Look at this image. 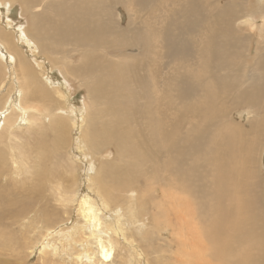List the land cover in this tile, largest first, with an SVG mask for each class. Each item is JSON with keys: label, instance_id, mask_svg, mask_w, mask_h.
<instances>
[{"label": "bare ground", "instance_id": "bare-ground-1", "mask_svg": "<svg viewBox=\"0 0 264 264\" xmlns=\"http://www.w3.org/2000/svg\"><path fill=\"white\" fill-rule=\"evenodd\" d=\"M20 1L26 13L32 14L33 20L27 18L26 22L27 20L29 22L24 27L22 20L15 18L17 20L15 24L19 25L16 27H20L19 35L16 34V36L5 30V24L4 27L0 26V44L8 50L10 58V61L6 63L0 60V84L7 80L6 70L9 69L11 74L15 72L14 74L17 75L15 80L18 81L20 88L22 87L21 91L15 87L13 93L0 95V134L2 136L0 142L7 140L8 135L20 139L21 136L17 133H21L19 130L22 128L19 126L23 125L21 123L25 119L27 124L35 123L38 128L36 135L39 140L34 136H32L34 140L28 136L30 141L23 138L27 143L29 142V147L28 144L24 145L31 149L30 155H34L36 168L32 167L37 170L36 172L44 167V163L49 164L48 162H51L50 160L58 152L67 150L69 146L75 145V142L77 146L85 150L84 155L80 157L82 161L83 157L87 159L88 154L96 156L97 170L94 161L88 159V162L90 171L94 172L90 176L91 181L95 183V190L100 196L98 205L105 207L108 211L109 208L114 209V215L118 219L129 216L127 221L130 222V226L149 225V230L141 233L140 237L146 246L141 243L138 245H142L143 249H136V256H140V260L141 257L144 259L146 255L155 254L149 263L145 261L146 264H151V261L154 262L153 264H264V183H260L261 176L257 171V166L260 169L262 166L264 169L262 162L260 164L264 154V123L256 128L257 135L254 136L256 150L251 151L249 155L251 167L248 183L253 187L250 189L252 197L245 200L244 196L250 194L239 192L238 196L234 181L237 185L239 149L242 147L241 134L249 133L252 126L245 128L240 123L232 125L223 134L221 141L214 145L210 135L212 122H200L201 116L213 108L216 110L217 93H223L226 84H229V92L234 96L239 89L238 82L243 88L242 70L246 66V61L242 58L245 54L241 46L247 37L242 35L238 28L235 29L233 21L235 18H241V21L244 20L243 23L246 22L250 29L260 36L261 25L254 21L257 15H251L250 11L245 10L246 6L237 4L239 0H230L229 7L224 11L223 40H216L214 44L211 39L203 38L201 15L204 0H182L181 15L178 19L170 20L165 34L170 49L181 58L180 74L178 72L175 76L166 77L164 81H166L167 105L159 104L154 108L148 98L140 103L138 95L133 94V91L136 87L145 91L155 86L156 82L153 79L160 82L158 78L151 75L146 79H134L130 76V72L136 71L149 62L147 55L152 48L153 30L147 27L126 32L124 25H121L119 12L125 10L129 15L134 2L140 9L148 11L149 17H152L158 9L155 0ZM39 5H42V11L32 13L33 9ZM19 7L22 10V7ZM260 9L264 11V7ZM23 15L25 17V14ZM259 15L263 18L261 14ZM22 43L35 49H24ZM37 49L49 60L44 58L40 61L35 54ZM79 49L81 52L77 60L69 61L68 58L73 55L72 52ZM136 49L137 54L127 53ZM0 52L1 57L5 58L3 54L6 52L1 47ZM29 56L35 59L36 66L31 64ZM225 61L228 62L226 74L223 73ZM49 63L53 64L52 67L60 65L61 72L67 80L76 83L72 86L85 90V100L82 103L86 114L81 121L73 122L75 127H71L70 118L66 115L69 113L67 100L70 93H65L58 87L56 88L58 95H56L57 92L55 96L52 95L53 88L51 89L50 81L45 78ZM42 68L45 70L40 72ZM178 74L177 79H173ZM243 89L248 90V96H252L254 100L258 91L256 84ZM17 95L21 97L19 100ZM106 96L112 97L104 100ZM38 99L44 102H36ZM30 110L37 111L38 117H35ZM143 111L153 112L151 125L156 134L155 143L159 144L164 155L160 173L149 180L143 177L147 167L138 173L134 163L131 165L136 149L127 144L125 137L129 134L128 138L138 137L140 142L146 143L143 132L139 131L144 121L138 116V112ZM44 115L48 117V122L42 120ZM195 117L197 122L190 120ZM43 121L47 126H42ZM129 122L133 128L128 125ZM189 122H194V127L186 132L184 125ZM76 127L80 132L77 134V139L73 141L72 131H75ZM24 140L21 141L24 143ZM1 144L0 218L4 219L8 211L6 206L19 203L21 202L19 200H25V198L30 202L29 199L33 196L41 198L43 187L36 183L30 186L29 190L20 189L24 185L22 175L26 174L27 170L19 172L16 169L17 172H15L14 164L10 166L9 162H6L7 151ZM111 147L115 148V154L111 160L104 161L103 158L107 155L111 156ZM260 147L261 154L258 152ZM8 152L13 151L9 149ZM31 159L32 157L30 161ZM24 160L28 161V159ZM71 162L68 169L64 166L67 169L64 171L63 168L65 173L73 169ZM146 165H148L147 161L144 162V166ZM40 172L38 176L41 178L47 171L44 169L42 175ZM20 195L21 198L18 199ZM256 195L257 198H255ZM229 199L234 203L228 201ZM42 202L44 204V201ZM47 202L49 204L48 200ZM50 203H52L51 200ZM94 207L91 199L85 197L77 210L78 214L86 220L87 229L91 231L88 237H94L98 241L99 253L104 261L100 264H109L107 261L115 255L117 249L120 250L121 244L118 237L101 236L102 232L98 230L99 228L97 229L102 224L101 217L97 215ZM54 226L56 225L49 224V228ZM37 227H39L38 220L34 222L33 230L35 231ZM114 229V234L119 236V228ZM0 231L2 232H0V240L5 245L3 248H9L10 243L15 242L11 247L20 249V245L26 243L18 244L16 233L7 232L3 226L0 227ZM168 232L171 238L168 245H165L157 235L161 236ZM45 233L49 235V229ZM53 233L54 231L51 234ZM137 236L132 233L128 235L127 241L130 245H134L133 241ZM26 238L28 240L29 236ZM62 245L65 246V244ZM165 246H173L172 252H168ZM82 257L80 255V258ZM6 261L0 264H7Z\"/></svg>", "mask_w": 264, "mask_h": 264}, {"label": "rangeland", "instance_id": "rangeland-1", "mask_svg": "<svg viewBox=\"0 0 264 264\" xmlns=\"http://www.w3.org/2000/svg\"><path fill=\"white\" fill-rule=\"evenodd\" d=\"M129 1H132V0H129ZM155 1L157 2L158 9L156 10L155 16H152V17H149L148 11L140 9L138 5L134 2H132L131 11L129 15L126 14L125 10H123L122 12H119L121 25H124V29L126 32L135 31L139 29H145L147 27L153 30L152 48H151L150 54L147 55L149 57V62L145 66L137 69L136 71L130 72V76L134 79H146L151 75L158 78L160 82H157L155 79H153L156 82L155 86H152L151 88L146 89L145 91H142L140 87H136L135 90L133 91V94L138 95V101L140 103L145 102L146 98H148L151 101L152 106L154 108H156L159 104L167 105L166 81L164 80L166 79V77L175 76L179 72V65L181 63V58L178 54H175L170 49L167 43L165 34H166L167 29L169 28L170 20L172 18L178 19L180 17L181 15L180 7H181L182 0H155ZM229 4H230V0H204V6L202 9V15H201L202 21H203V38L204 39H211L214 44H216V40L217 41L223 40L222 26L224 22V11L229 7ZM237 4H240L243 7L246 6L245 10L250 11L251 15H255V16L257 15L256 18L254 17V21H256V23L261 25L260 36H258L256 35V33H254V30L250 29V27L248 26L246 22L243 23L244 20L241 21V18H238V19L235 18L233 21L235 23L234 24L235 29L238 28L241 34L246 35L247 37L245 43L243 42L241 46L243 47L242 49H244L243 54H245V57H242V58L243 60L246 61V66L242 70L243 72L242 87L249 88L250 86L256 84L258 91L253 100L252 96H248L247 94L248 90L241 88L238 82L237 86H239V89H237L236 96H234L231 92H229V84H226V86L224 87L223 93H217L216 110L213 108L209 112H207L205 115L201 116L200 122H206V121L212 122L210 135L212 137L214 145H217L221 141L223 134L226 132V130L230 126L236 125L237 123L243 124L245 128H249L250 125L252 126V130L249 131V133L246 134L242 132L241 134L240 143L242 147H240L239 149V159H238V165H237V171H238L237 185L235 184V181H234V186L237 189L238 196H239V192H247L250 194V195L244 196V199L247 200L252 197L251 196L252 191L250 189L253 187L248 183V177L250 176V167H251V164L249 162V155L251 151L256 150L254 148L255 147L254 136L257 135L256 128L262 123H264V11H260L261 10L260 7H264V0H239ZM19 6L22 7V10L24 12L21 10ZM33 10L34 11L32 13H38L39 10L42 11V5L36 6ZM20 13L22 15L25 14V17L24 15L22 16ZM259 14H261L263 18ZM27 15L28 13H26L24 9V5L21 3L20 0H0V26L4 27L6 25L5 30L10 32L12 35H15V36L16 34L19 35L20 27H16V25L19 26L18 23L15 24V22L18 19L22 20V22L24 23V27L28 25L27 22H29V20L31 21L33 20L32 14L28 16ZM20 16L23 18H21ZM5 17L8 19V21ZM241 17H242V14H241ZM27 18L29 20H27L26 22ZM12 19H15V21H11ZM214 30H215V35H214ZM19 42H22V41L19 40ZM21 45L25 47V48L23 47L24 49L26 48H29L30 50L35 49L33 47H29V45L26 43L25 44L22 43ZM0 47L4 52H6L3 54L5 58L1 57L2 53L0 52V58H2L0 60H2L4 63H6V61L9 62L10 58H9L8 50L2 44H0ZM25 51L27 52V50ZM39 51L40 50L37 49L35 54L38 56V59L40 61L44 58H47L44 54L39 53ZM137 51L138 50L136 49L130 52L127 51V53L134 55V54H137ZM79 52H81V49L72 52L73 55L70 56L68 60L75 62L78 58ZM28 55L29 54H27V56ZM29 59L31 61V64L33 63L35 66L37 65L35 59H33L30 56H29ZM47 60L49 59L47 58ZM243 60L241 59V62H243ZM45 64H47V62H45ZM51 65L53 64L49 63L46 68L45 78L50 81L51 85L49 86L51 87V89L53 88L52 95L55 96V93L57 92L56 88L58 87L60 88V90L64 91L65 93L67 92L70 93L69 98L67 100V105L69 106V113L66 115L68 116V118H70L69 120L71 121V124H72L71 127H75L73 122L75 120L81 121L83 116L86 114L85 112L86 109H84L85 107L83 104L85 100V97H84L85 90L83 89L79 90V88H76V87L74 88L73 86L76 83L69 82V79L67 80L65 75H63L61 72L60 65L59 66L54 65L55 67H52ZM226 66H228V62L225 61L224 67H223L224 74L227 73ZM13 67L15 69V66ZM44 70L45 68L44 69L42 68L40 69V72H43ZM2 72L4 73V70ZM6 72H7V75H6L7 80L0 84V95L2 94V96H4V94L6 93H13L15 90V87L18 88L17 89L18 91L22 88V87L20 88L18 81L15 80L17 76L16 74H14L15 72L11 74L9 69H7ZM179 74L173 79H177ZM4 84L6 85L4 86ZM22 95H23V92H22ZM56 95H58V92L56 93ZM17 97H18V100L21 98L18 95ZM111 97L112 96H106L104 97V100H108ZM36 102L42 103L44 101L41 99L40 100L38 99ZM30 111L33 115H35V117H38L36 115L37 111L35 110H30ZM152 113H149V112L146 113L145 111L138 112V116L144 121L139 131L143 132L145 139H146V143L140 142L138 140V137L128 138L127 136L129 134L125 136L127 144L135 147L136 149V154L131 161V165L134 163V168L138 173H140L145 167H147L146 171L143 174V177L148 180L152 176L160 173V169L164 163L163 152L159 148V144L155 143L156 134L151 125ZM42 120L48 122L49 119L47 116L44 115V118ZM190 120L197 122L196 117L191 118ZM35 122L37 123V121ZM194 122L185 123L184 131L186 132L190 131L194 127ZM21 124H23L19 126L20 128H22V130H19L21 131V133L19 132L17 133L19 136H21L20 139H18V137H14V136L10 137V135H8L7 140L0 142L2 143L1 146L3 145V148L7 151L5 160L7 163L9 162L10 166L14 164L13 166L16 167L14 171L17 169V171L19 172H26L24 170H27L26 174L24 173L22 175L24 185L21 187L19 186L21 190L23 189L29 190L30 186L36 185L37 183L43 187V191L40 194L42 195L41 198L40 196L39 197L33 196L29 199L31 200L30 202L28 200L26 201V198H25V200H19L21 201L19 203H13L14 205L6 206L8 207V211L4 219L0 218V227L2 226L5 227L7 232H15L16 233L15 237H18V240L16 241L18 244L21 242H26V243L25 244L22 243L20 245L21 247L20 249H14V247L13 248L11 247V245L15 242L10 243L9 248H3L5 245L2 244L3 242L2 240H0V259H1L0 263H5L4 261L6 260H8L6 261L7 264H100L104 262L102 261L103 257L101 253H99L97 239L94 237H91V238L88 237L91 234V231L87 229V225L85 224L86 220H84V218L78 214L77 209L82 205V199L85 197L87 199L89 198L91 199L92 203L95 206L94 209L96 210L97 215L101 217L102 224L97 227V229L99 228L98 230L102 232L101 236L106 237L107 235H111L115 238L118 237L120 241V244H121L119 246L120 250L117 249L115 255H113V257H111V259L108 260L107 262L109 264H130V263L131 264H146V262L149 263L150 259H152L155 256L154 253H151V255H146V257L144 256V259H142L143 257H141L142 261L140 260V256H136V249L137 248L138 250L143 249V246L142 245L139 246L138 244H141V243L145 244L142 238H140L141 233H144V231L149 230V227H148L149 225L146 227H144L143 225L138 226L139 224L135 226H130L129 225L130 222L127 221L129 219V216H122L120 219H118V217L114 215L115 214L114 209L109 208V211H108V209H106L105 207H100L98 205L100 204V196L98 195V192H96L95 190L96 189L95 183L91 181L92 179L90 176H92L94 172L90 171L91 168L89 167V162H88V159H91L92 161H94V166H95V169L97 170V164L95 161L96 156H93L92 154H88L87 159L83 157V161H82L80 157L81 155H84L83 151L85 150L83 147L77 146L75 142V145L69 146L70 148H67V150L64 149L61 153L58 152L54 156V158L50 160L51 162H48L49 164L44 163V167L39 168L38 172H36L37 170H34V168H36L34 167L35 166L34 165L35 160H33L34 155L32 156L30 155L31 149L28 148L29 142L27 143L25 140L27 139V141L28 140L30 141V139H32V136L36 137L37 140H39L38 135H36L38 134V131H37L38 128L36 124L34 123L35 124L34 125L32 122L29 123L30 124V127H29V124L26 123L25 119L22 120ZM82 124L84 126V122H82ZM128 125H130L133 128V125H131L130 122L128 123ZM42 126H47V124H45L44 122ZM29 128H31L30 132H29ZM24 132L27 133L28 135L25 134ZM32 132H34L35 134ZM79 132H80L79 128L77 127L75 131L74 130L72 131L73 141L77 139V134H79ZM28 136L29 138L30 137L31 138L29 139ZM1 137L2 136L0 134V138ZM34 137L32 140L35 139ZM23 138H25V140ZM21 140H24V143ZM24 144L25 145L28 144V147L25 146ZM263 147H264V144H263ZM111 148H112V151L110 154L111 156L109 155H107L106 157L103 156L105 157L103 158L104 161L111 160L112 157L114 156L115 148L114 147H111ZM7 149L8 150L10 149L14 153L8 152ZM28 150L29 152H26ZM19 151H22L23 153H20ZM258 152L261 154V147L258 150ZM29 155L32 157L31 161H30L31 157ZM18 157L20 158L17 159ZM22 159L23 160L28 159V161H30L29 163L31 164V166L30 164L28 165L27 164L28 161H25V160L23 164ZM32 160L34 161L33 163H32ZM58 160H59V163H58ZM60 160H61V163H60ZM53 161H55L54 164H52ZM145 161H147L148 163V165L146 166H144ZM70 162L73 165V169H71L69 173H65L64 171H66L70 167ZM261 162L264 166V154H262V161H260V164ZM24 166L27 169L24 168ZM64 166H66L67 169H65ZM63 168H64V171H63ZM44 169L47 172H45L43 176L42 171ZM39 171H41L40 172V174L42 175L41 178L40 176H38ZM257 171H258V174H260L261 176L260 183L263 184L264 183L263 167L261 166V169H260L259 166H257ZM29 173L32 175H30ZM26 175L28 176V178ZM17 177H20V176H17ZM32 178L36 182H34ZM70 192L72 193L75 192V193L70 194ZM74 194L76 195L73 196ZM44 197H46L45 199L49 201L50 205L48 204L47 200L44 199ZM20 198H21V195L19 196L18 199ZM76 198H78V200ZM255 198H257V195L255 196ZM37 200L38 201L40 200L41 203L39 201V204H38ZM50 200L53 204L50 203ZM42 201H44V204H42L43 203ZM76 201L79 202V204ZM228 201H232V200L229 199ZM50 206H53V207H50ZM36 220H38L39 227H37L34 231L33 230L34 222ZM147 222H149V220ZM49 224L50 226H52L53 224H55L56 226L49 228ZM117 227L119 228V232H118L119 236L115 235L114 234L115 232L113 231L115 230L114 228H117ZM47 229H49V235L48 233H45ZM123 229L125 230L123 231ZM58 230H61V231L59 232ZM52 231H54L53 234H51ZM131 233L138 235L137 236L138 239L136 238L135 240L136 242L133 241V244H134L133 246L130 245L129 242L127 241L128 235ZM27 236H29L28 240L26 238ZM123 236L126 239L123 238ZM157 237L160 239V241H163L165 245H168L171 235L168 232L167 234H164V235L162 234L161 236L157 235ZM85 242L87 243L85 244ZM62 244H65V246L63 247ZM166 248L168 249V252H172L171 250H173V246L172 247L167 246ZM143 254H145L144 251H143ZM80 255H82L83 257L80 258ZM139 261H141V263H139ZM151 262H152L151 264L154 263L153 261Z\"/></svg>", "mask_w": 264, "mask_h": 264}]
</instances>
